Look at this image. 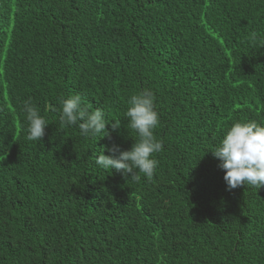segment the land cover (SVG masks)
Instances as JSON below:
<instances>
[{
    "label": "trees",
    "instance_id": "trees-1",
    "mask_svg": "<svg viewBox=\"0 0 264 264\" xmlns=\"http://www.w3.org/2000/svg\"><path fill=\"white\" fill-rule=\"evenodd\" d=\"M144 89L164 148L134 182L94 161L138 140ZM72 94L121 127L61 128ZM238 121L264 124V0H0V264H264V186L226 190L211 152Z\"/></svg>",
    "mask_w": 264,
    "mask_h": 264
},
{
    "label": "clouds",
    "instance_id": "clouds-1",
    "mask_svg": "<svg viewBox=\"0 0 264 264\" xmlns=\"http://www.w3.org/2000/svg\"><path fill=\"white\" fill-rule=\"evenodd\" d=\"M252 39H257L255 33ZM127 103L125 116L128 127L137 134L138 140L125 151L113 144L107 149L110 155L102 152L94 162L103 170L115 169L122 176L139 182L140 173L147 179L153 177L159 164L153 154L163 150L164 142L154 134L160 120L153 91L144 89L133 94ZM59 104L60 127L76 126L79 135L85 139L98 140L109 136L106 125H110L113 131L121 127L119 119L109 120L103 108L93 109L80 94L61 97ZM23 110L28 122L27 140L38 142L48 124L30 100L24 103ZM211 152L220 161L218 167L224 171L226 190L246 185L257 191L264 186V124L256 121L235 122Z\"/></svg>",
    "mask_w": 264,
    "mask_h": 264
}]
</instances>
